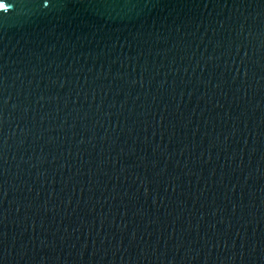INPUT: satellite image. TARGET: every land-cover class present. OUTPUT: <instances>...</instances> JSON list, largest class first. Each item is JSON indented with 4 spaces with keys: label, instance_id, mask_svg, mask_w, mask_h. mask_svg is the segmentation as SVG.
Here are the masks:
<instances>
[{
    "label": "water",
    "instance_id": "water-1",
    "mask_svg": "<svg viewBox=\"0 0 264 264\" xmlns=\"http://www.w3.org/2000/svg\"><path fill=\"white\" fill-rule=\"evenodd\" d=\"M0 4V264H264V0Z\"/></svg>",
    "mask_w": 264,
    "mask_h": 264
},
{
    "label": "snow or ice",
    "instance_id": "snow-or-ice-1",
    "mask_svg": "<svg viewBox=\"0 0 264 264\" xmlns=\"http://www.w3.org/2000/svg\"><path fill=\"white\" fill-rule=\"evenodd\" d=\"M0 7H4V5L0 4Z\"/></svg>",
    "mask_w": 264,
    "mask_h": 264
}]
</instances>
